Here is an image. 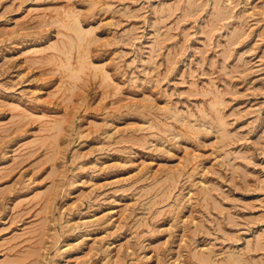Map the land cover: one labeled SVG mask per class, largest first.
<instances>
[{
  "label": "rangeland",
  "instance_id": "1",
  "mask_svg": "<svg viewBox=\"0 0 264 264\" xmlns=\"http://www.w3.org/2000/svg\"><path fill=\"white\" fill-rule=\"evenodd\" d=\"M0 264H264V0H0Z\"/></svg>",
  "mask_w": 264,
  "mask_h": 264
},
{
  "label": "bare ground",
  "instance_id": "2",
  "mask_svg": "<svg viewBox=\"0 0 264 264\" xmlns=\"http://www.w3.org/2000/svg\"><path fill=\"white\" fill-rule=\"evenodd\" d=\"M72 16L73 15H69V17L66 19V21L69 22V24L71 23Z\"/></svg>",
  "mask_w": 264,
  "mask_h": 264
}]
</instances>
